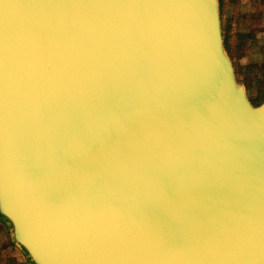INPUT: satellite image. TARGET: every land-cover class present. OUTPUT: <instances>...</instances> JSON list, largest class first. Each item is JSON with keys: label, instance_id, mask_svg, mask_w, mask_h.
Masks as SVG:
<instances>
[{"label": "water", "instance_id": "water-1", "mask_svg": "<svg viewBox=\"0 0 264 264\" xmlns=\"http://www.w3.org/2000/svg\"><path fill=\"white\" fill-rule=\"evenodd\" d=\"M0 219L29 264H264L217 0H0Z\"/></svg>", "mask_w": 264, "mask_h": 264}, {"label": "rangeland", "instance_id": "rangeland-1", "mask_svg": "<svg viewBox=\"0 0 264 264\" xmlns=\"http://www.w3.org/2000/svg\"><path fill=\"white\" fill-rule=\"evenodd\" d=\"M224 51L252 105L264 99V0H217ZM0 264H29L0 219Z\"/></svg>", "mask_w": 264, "mask_h": 264}]
</instances>
